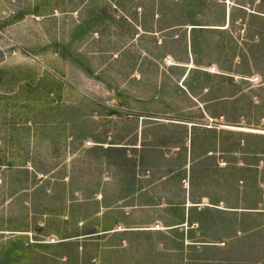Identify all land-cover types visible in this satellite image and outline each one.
Segmentation results:
<instances>
[{
    "label": "rangeland",
    "instance_id": "obj_1",
    "mask_svg": "<svg viewBox=\"0 0 264 264\" xmlns=\"http://www.w3.org/2000/svg\"><path fill=\"white\" fill-rule=\"evenodd\" d=\"M0 264H264V0H0Z\"/></svg>",
    "mask_w": 264,
    "mask_h": 264
}]
</instances>
